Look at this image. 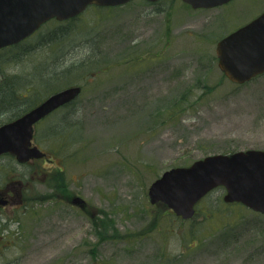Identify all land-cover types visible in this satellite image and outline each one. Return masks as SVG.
<instances>
[{
  "label": "rangeland",
  "instance_id": "rangeland-1",
  "mask_svg": "<svg viewBox=\"0 0 264 264\" xmlns=\"http://www.w3.org/2000/svg\"><path fill=\"white\" fill-rule=\"evenodd\" d=\"M263 11L264 0L89 6L0 50V99L10 101L0 123L83 86L72 105L39 122L34 141L54 160L43 171L63 162V181L86 202L46 199L22 213L7 225L13 243L0 245V264H264V214L225 203L224 188L187 220L148 195L167 169L264 149V74L235 84L216 53L222 37Z\"/></svg>",
  "mask_w": 264,
  "mask_h": 264
},
{
  "label": "water",
  "instance_id": "water-1",
  "mask_svg": "<svg viewBox=\"0 0 264 264\" xmlns=\"http://www.w3.org/2000/svg\"><path fill=\"white\" fill-rule=\"evenodd\" d=\"M131 0H0V48L20 42L47 21L78 16L89 5L114 6ZM156 1V0H149ZM193 8H211L230 0H183ZM218 65L234 83L243 84L264 73V11L222 37L216 45ZM81 85L49 95L21 117L0 126V155L10 152L20 161L45 156L33 144L34 125L55 109L76 99ZM224 186L226 202H240L264 214V149L216 153L189 166L165 170L149 187L152 204L163 203L190 219L195 205L209 191ZM85 200L75 198L78 204Z\"/></svg>",
  "mask_w": 264,
  "mask_h": 264
},
{
  "label": "flooded vegetation",
  "instance_id": "flooded-vegetation-1",
  "mask_svg": "<svg viewBox=\"0 0 264 264\" xmlns=\"http://www.w3.org/2000/svg\"><path fill=\"white\" fill-rule=\"evenodd\" d=\"M26 39L27 38L7 47L17 46ZM4 48H1L0 50ZM23 96V98L20 96L16 97L20 98L21 102H24L27 95ZM74 102L75 100H72L59 107L57 110L72 105ZM30 109L31 108L19 112L14 118L0 123V126L21 117ZM3 156L12 157L11 161L13 164L8 167H4L3 164H1V158ZM47 160L54 162L53 159H47V154L44 157L30 158L25 161H20L11 153H3L0 155V225L2 224L0 227V245H12L13 240H11V236L8 235L9 230L7 229V225H11V222L14 223V221H20L22 213L29 216L30 214L38 212L37 206L39 202L49 199L53 201L55 205L66 204L70 207L77 206L78 203L75 202V198L79 195L74 193L73 189L70 191L67 183L63 181L64 176H66V171L63 168V162H61L60 165H57L55 170L43 171V168L45 167L43 163ZM16 167H21V169L17 170ZM46 171L55 173L54 177ZM43 184L46 185L49 190L36 192V187ZM85 203L86 202L84 201L81 204ZM225 203L234 204L235 202ZM19 211H21V213H19Z\"/></svg>",
  "mask_w": 264,
  "mask_h": 264
},
{
  "label": "trees",
  "instance_id": "trees-1",
  "mask_svg": "<svg viewBox=\"0 0 264 264\" xmlns=\"http://www.w3.org/2000/svg\"><path fill=\"white\" fill-rule=\"evenodd\" d=\"M97 7H101V6H97ZM72 19H74V18H71V19H68V20H66V21H68V22H70ZM52 20H56V19H52ZM51 21V20H50ZM57 22H59L58 20H56ZM49 22V21H48ZM48 22H46V23H48ZM21 95V97L23 98L24 96L23 95H27V92H25V93H23L22 94V92H21V94H19V95H17V96H20ZM0 96H2V95H0ZM8 103H10V101L7 99V98H4V96H3V98L2 99H0V107H2V106H6V105H8ZM39 103V102H38ZM37 103L35 102L34 103V106L36 105Z\"/></svg>",
  "mask_w": 264,
  "mask_h": 264
}]
</instances>
